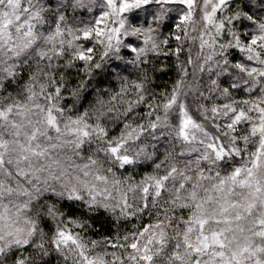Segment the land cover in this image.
Here are the masks:
<instances>
[{
    "label": "clouds",
    "instance_id": "obj_1",
    "mask_svg": "<svg viewBox=\"0 0 264 264\" xmlns=\"http://www.w3.org/2000/svg\"><path fill=\"white\" fill-rule=\"evenodd\" d=\"M32 2L63 16L65 34L57 37L54 44L46 39L50 31H55L49 17L36 22L34 50L23 54L27 59L14 58L5 45H0V107L5 99L32 103L27 101V95L33 86L38 93L34 103L46 107V97L59 81L63 95L51 94L58 105L70 101L60 114L62 131L75 127L73 122L80 120L79 126L88 125L90 135L77 147L78 137L65 134L62 141H57L56 133H51L52 143L60 145L52 155L62 164L58 179L50 181L46 193L52 200H45L43 205L20 216L15 214V204L5 201L9 212L0 221L3 236L0 245L4 249L0 264H14L11 254L17 245L10 243L8 235L13 225L24 229V238L31 242L27 252L23 245L19 246L18 254L25 264H82L78 250L72 245L57 250L58 231L69 229L86 244L96 240L95 247L89 245L90 254L102 251L110 261L112 250L104 246L105 232L114 228L112 239L119 236L122 241L124 235L134 233L139 225L163 219L164 207H173L168 196L174 192L176 181L182 179L181 174L170 178L165 195L154 198L155 203L144 210L142 188L151 183L148 177L166 174L175 166L193 176L194 182L203 172L211 178L203 182L204 186H210L216 181L220 165L210 153L207 160L203 158L210 137H205L202 130H207L210 136L223 137L228 132L225 125L231 120V108L244 109L258 120L259 106L264 105V0H224L223 4L220 0H194L191 7L181 6L179 0L175 4L150 0L152 8L138 12L133 18L135 25L128 20V26L121 29L119 43L113 40L111 46L106 38L76 39L82 31L94 29L95 21L110 12L107 0ZM213 10L216 15L210 24L205 17ZM185 15L189 20L181 24ZM117 20L118 17H111L112 22L106 20L105 27L110 29ZM177 25L182 32H176ZM134 27L142 31L134 32ZM173 35H182V39L177 42ZM252 40L256 43L252 44ZM176 47L182 50L179 56L175 54ZM88 48L95 50L92 59L77 60L76 54L87 53ZM41 49L47 50V55L38 59ZM58 49H62V55L56 54ZM8 65L14 67L15 78L5 72ZM9 79L12 87L6 89ZM41 85L45 86L43 95L39 94ZM173 92L176 103L166 107ZM181 106L201 126V130H191L195 138L190 143L179 134ZM213 107H219L218 114L212 112ZM248 123L241 125V134H248ZM99 128L106 134H98ZM121 142L119 155L129 156L133 161L125 166L109 150ZM224 142L230 143L228 139ZM257 146L256 137H250L242 145V163L250 159V152ZM260 175L264 177V168ZM73 188L80 193V200L67 198ZM125 198L129 207L121 211ZM53 202L56 212L50 213L45 208ZM183 214L176 208L177 218ZM73 220L80 222L79 228ZM33 225L36 232L29 237ZM177 227L178 220L168 229L169 233ZM164 259L160 257L162 264Z\"/></svg>",
    "mask_w": 264,
    "mask_h": 264
},
{
    "label": "snow or ice",
    "instance_id": "obj_2",
    "mask_svg": "<svg viewBox=\"0 0 264 264\" xmlns=\"http://www.w3.org/2000/svg\"><path fill=\"white\" fill-rule=\"evenodd\" d=\"M47 2L52 4L54 0ZM167 2L175 4L177 0ZM193 3L194 0H179L181 6L191 7ZM223 3L224 0H220V4ZM107 5L110 12H105L95 21L94 29L82 31L76 39L90 41L95 36L106 38L109 46L113 40L119 43L121 29L128 26L127 21L130 20L135 25L133 18L137 13L153 6L150 0H107ZM215 15L213 10L205 17L208 23L213 22ZM49 17L55 25V31H50L46 39L54 44L57 37L65 34L63 16L43 10L32 0H0V45H5L14 58H20L24 52L33 49L37 36L36 22ZM111 17H118V20L109 29L105 27V21L112 22ZM188 20L189 16H182L180 23ZM140 31L139 27H134V32ZM68 32L71 34V29ZM176 32H182L179 25ZM148 39L145 38L146 43ZM172 39L179 42L182 35H173ZM255 43L252 40V44ZM94 51L92 48H88L87 53L79 51L76 59L80 62L89 61ZM181 51V48H175L177 56ZM56 54L62 55V49H58ZM46 55L47 50L41 49L38 59ZM23 58L27 59V56ZM5 72L15 78L12 65L6 66ZM10 87L12 79L5 84L6 89ZM40 87L39 94L43 95L45 86ZM52 92L55 97L63 95L64 90L59 86V81L46 97V107L34 103L38 95L34 86L28 89L27 95V101L32 103H14L5 99L4 106L0 107V221L9 212L6 200L15 204L17 216L37 205H43L45 200H52V196L46 193L50 181L58 179V171L62 169L61 161L52 155L53 150L60 146L59 143H52V132L56 133L57 141H62L65 134L78 137L80 143L77 147L90 135L88 125L79 126L80 120L73 122L75 127H67L66 132L62 131L60 114L70 101L65 100L64 104L58 105ZM175 103L176 94L173 92L166 107ZM212 112L218 114L219 107H213ZM259 113L258 120H254L248 111L231 108V120L225 125L228 132L232 133L230 137L228 132L223 137H216L210 136L207 130H202L205 137H210L206 143L201 141L208 150L203 158L207 160L210 153L220 165L216 181L210 186H204L203 182L211 178L203 172L198 174L194 182L193 176L175 166L166 174L148 177L151 183H145L142 188L144 210L155 203L154 198L165 195L170 178L177 173L181 174L182 179L176 181L174 192L168 196L173 207H164L161 210L163 219L139 225L134 233L124 235L122 241L119 236L116 239L105 236L104 246L112 250L110 261L102 251L91 255L89 245L95 247L98 242L90 240L86 244L71 229L58 231L57 250L61 246L72 245L78 250L82 264H162L161 256L165 258L163 264H264V177L260 175L261 168H264V105L259 106ZM181 115L179 134L190 143L195 138L191 135V130H201V126L187 114L183 106ZM245 121L249 122L247 135L239 131ZM152 127L155 128L156 125L153 124ZM97 131L98 134H106L103 128ZM128 135L131 136L132 132L129 131ZM250 137L257 138L258 146L250 152V159L242 163L244 154L241 147L249 142ZM225 139L230 143L226 144ZM122 147L123 142L109 150L125 166L133 161L129 156L119 155ZM67 198L80 200L81 195L73 188L68 192ZM92 199L95 201L96 197L93 196ZM122 203L121 211L128 209L126 198ZM176 208L184 213L179 218L175 215ZM45 210L55 213V202ZM129 214L131 215L130 209ZM177 220L179 227L169 233L168 229L176 225ZM73 223L77 228L80 227L78 220H73ZM24 231L14 225L9 228L10 243L17 245V250L11 254L14 264H25L23 256L18 254L19 246L23 245L25 252L31 247L30 239L23 236ZM35 232L33 225L28 236L31 237ZM2 240L3 236L0 235V241ZM3 255L4 249L0 245V256Z\"/></svg>",
    "mask_w": 264,
    "mask_h": 264
},
{
    "label": "trees",
    "instance_id": "obj_3",
    "mask_svg": "<svg viewBox=\"0 0 264 264\" xmlns=\"http://www.w3.org/2000/svg\"><path fill=\"white\" fill-rule=\"evenodd\" d=\"M98 228L100 227L99 224L96 225ZM101 231H103V229H101ZM115 229L113 228L110 232H105V235H108L110 237H112L115 234Z\"/></svg>",
    "mask_w": 264,
    "mask_h": 264
}]
</instances>
